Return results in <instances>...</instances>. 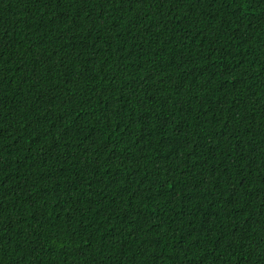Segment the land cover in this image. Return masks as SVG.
<instances>
[{
  "label": "trees",
  "instance_id": "16d2710c",
  "mask_svg": "<svg viewBox=\"0 0 264 264\" xmlns=\"http://www.w3.org/2000/svg\"><path fill=\"white\" fill-rule=\"evenodd\" d=\"M0 264H264V0H0Z\"/></svg>",
  "mask_w": 264,
  "mask_h": 264
}]
</instances>
